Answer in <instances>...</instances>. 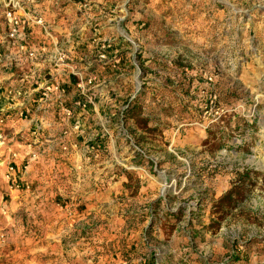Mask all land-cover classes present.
<instances>
[{"label":"rangeland","instance_id":"rangeland-1","mask_svg":"<svg viewBox=\"0 0 264 264\" xmlns=\"http://www.w3.org/2000/svg\"><path fill=\"white\" fill-rule=\"evenodd\" d=\"M86 1L113 20L121 52L142 60L120 101L142 103L135 129L150 170L132 248L101 257L264 264V0ZM140 180H129L134 195Z\"/></svg>","mask_w":264,"mask_h":264},{"label":"crops","instance_id":"crops-1","mask_svg":"<svg viewBox=\"0 0 264 264\" xmlns=\"http://www.w3.org/2000/svg\"><path fill=\"white\" fill-rule=\"evenodd\" d=\"M14 1L26 27L12 47L0 0V264H117L101 252L132 248L135 207L150 194L147 139L135 129L142 103L129 94L120 101L140 63L121 52L100 4ZM74 73L95 76V87L80 92ZM86 250L96 260L84 259Z\"/></svg>","mask_w":264,"mask_h":264},{"label":"built area","instance_id":"built-area-1","mask_svg":"<svg viewBox=\"0 0 264 264\" xmlns=\"http://www.w3.org/2000/svg\"><path fill=\"white\" fill-rule=\"evenodd\" d=\"M20 6L14 0H7V4L4 12V22L6 25V39L9 44L14 47L20 45L25 39V21L19 15ZM39 24H42V20L40 18L36 19ZM28 57L32 60L36 59V55L33 52L28 53ZM67 60L65 54H60L58 57V62L64 64ZM77 77V89L80 92H84L89 89H93L95 87L96 77L89 76L81 77L76 73L73 74ZM86 100L90 104L92 99L89 96H86ZM66 117H72V113L69 110H65L64 112ZM12 171V167L7 168V172L10 173Z\"/></svg>","mask_w":264,"mask_h":264}]
</instances>
